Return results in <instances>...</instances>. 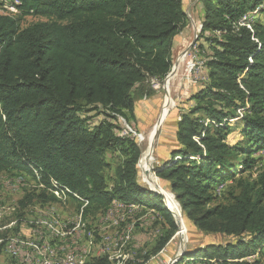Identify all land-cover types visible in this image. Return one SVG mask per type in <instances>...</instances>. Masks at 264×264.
I'll return each mask as SVG.
<instances>
[{
	"label": "trees",
	"instance_id": "obj_1",
	"mask_svg": "<svg viewBox=\"0 0 264 264\" xmlns=\"http://www.w3.org/2000/svg\"><path fill=\"white\" fill-rule=\"evenodd\" d=\"M20 1L18 15L0 14V174L35 168L44 181L52 177L88 199L85 217L103 214L114 200L149 209L156 239L143 256L147 260L178 228L163 197L140 186L141 150L110 119L133 120L135 92L147 91V80L162 83L171 72L172 42L187 22L182 1ZM199 1L204 12L198 38L206 46L197 48L206 55V84L191 95L194 105L176 123L170 158L153 170L184 217L202 234L222 240L186 251L174 264H260L264 21L256 15L252 30L236 23L260 7L258 14H264V0ZM27 15L46 20L20 27ZM92 111L105 118L91 124ZM229 119L238 121L241 135L231 144ZM109 153L119 156L110 185ZM25 194L21 207L35 196L53 199ZM252 254L257 256L244 259ZM86 264L111 262L91 257Z\"/></svg>",
	"mask_w": 264,
	"mask_h": 264
},
{
	"label": "rangeland",
	"instance_id": "obj_2",
	"mask_svg": "<svg viewBox=\"0 0 264 264\" xmlns=\"http://www.w3.org/2000/svg\"><path fill=\"white\" fill-rule=\"evenodd\" d=\"M182 7L184 8L187 14V22L183 27L182 31L175 36L172 42V67L174 64L178 63V70L175 74V78L170 82L169 85V95H170V108L164 118L158 122L160 124L157 126L155 139L152 145V152L148 161L147 170L144 169L142 165V157L137 164L138 171V181L142 188L152 189L156 188L163 192L165 206L170 208L172 203L174 204L173 192L168 189L167 185L162 184L160 179L155 175L153 170L156 166L162 164L165 160L170 158L172 150L177 146L175 143V132H176V123L179 121L180 116L184 112H188L190 106H193V101L190 100L192 94H194L200 88L206 84V77L203 81L198 82L196 80L195 72L190 71L189 65L190 62H196V67L199 66V61L206 58L205 53H200L198 46H201L203 43V38H198L199 35V26L202 14L204 12V7L202 1L199 0H181ZM257 19L261 22L264 21V14H257ZM46 18L37 17L32 15L25 16L21 21L19 26L25 27L29 24L37 23L44 21ZM195 35L197 36L196 39ZM194 40L193 44L189 47L190 42ZM187 50V51H186ZM198 65V66H197ZM170 75V74H169ZM168 75V76H169ZM167 76L163 79L162 83L152 84L150 80H147L145 84L148 85L145 89L147 91H136L134 95V105H133V120L126 121L125 119L116 116L114 119H109L113 122L119 124L124 132L126 130V125L128 124L134 131L133 133L129 132L127 136H130L134 139L141 154L144 151V148L147 144L146 140H142L145 132H148L158 120V117L162 111L164 100L168 94V90L165 89V83ZM152 84V85H151ZM88 115L92 116L90 123L94 124L105 118V114H100L98 112H89ZM157 122V123H158ZM238 121H234L232 125V132L229 134L227 140L228 142L234 143L236 140L241 138V135L238 132V124H235ZM156 123V124H157ZM125 125V126H124ZM127 132V131H126ZM135 132V133H134ZM125 134V133H124ZM118 154V153H117ZM117 154H107V161L111 164V168H106L105 172L107 175V183L111 184V176L113 171L112 167L117 163L119 156ZM261 153H255L254 156H258ZM264 157V152L261 154ZM13 173V172H12ZM10 172H4L0 174V181L4 176L10 175ZM227 188V187H226ZM228 189V188H227ZM227 189L221 194L219 200H222L227 193ZM29 190L26 188L23 191L18 192H9L3 190L0 186V199H3L4 204L9 207L17 202H20L25 197V192ZM178 203V202H177ZM182 212V211H181ZM16 215H21L19 212L14 213L6 217L7 223L11 219H15ZM101 213H91L87 218V224L91 225L94 228L98 224V218ZM154 220L153 212L149 209L134 211L133 213H126L124 216V221H120L117 224L109 221L106 222L107 225L106 232L114 233L118 229L125 228L128 225H132V239L128 244V249L130 251H141V250H152L155 244V237L153 234L152 223ZM114 221V220H113ZM181 230L178 228L177 233L170 239L167 245L161 250L160 253L152 255L150 254L149 258L145 260L142 258V262H137L136 264H174L175 261L181 257L186 251L196 248L198 246L203 247L209 242H219L222 238L208 234H202L197 230L192 223L186 219L182 213L181 215ZM16 229L11 230L13 233H23L25 227L22 224H17L14 226ZM246 235H243V237ZM260 264H264V255H259ZM257 257V258H258ZM11 259L9 255L5 254L2 245L0 246V264H8ZM130 264V263H128Z\"/></svg>",
	"mask_w": 264,
	"mask_h": 264
},
{
	"label": "built area",
	"instance_id": "obj_3",
	"mask_svg": "<svg viewBox=\"0 0 264 264\" xmlns=\"http://www.w3.org/2000/svg\"><path fill=\"white\" fill-rule=\"evenodd\" d=\"M20 4V0H0V14L16 16L20 13ZM261 9L262 7L245 13L236 23V27L245 26L252 30L250 24ZM205 60L206 58H203L199 61L198 67L196 62L188 63L190 71L195 72L198 82L206 77ZM152 84L158 82L153 81ZM238 115L242 116L240 110ZM125 125L123 135L133 133L134 130L128 124ZM29 170L28 173L4 176L0 181L1 188L9 192L23 191L27 188L28 192L36 195L43 193L44 196L53 199L45 200L44 197L35 196L23 207L19 202L9 207L0 199V245L11 259L8 264H86L91 257H106L111 264L142 262L146 254L144 249L139 252L128 249L132 239V225L109 233L105 231L107 228L105 224L109 221L114 224L122 222L126 213L141 211L143 208L131 202L125 204L114 200L105 212L99 215L98 224L92 228L87 224L85 217L88 199L61 185L52 177L44 181L42 175L31 166ZM221 188L220 184L216 189L219 192ZM16 212L21 215H16L15 219L7 223L6 217ZM19 223L24 225L25 231L10 232L16 229L14 226ZM256 256L257 254H252L244 259Z\"/></svg>",
	"mask_w": 264,
	"mask_h": 264
},
{
	"label": "bare ground",
	"instance_id": "obj_4",
	"mask_svg": "<svg viewBox=\"0 0 264 264\" xmlns=\"http://www.w3.org/2000/svg\"><path fill=\"white\" fill-rule=\"evenodd\" d=\"M178 63L177 64H174L173 67H172V72L170 73V75L167 77V80H166V83H165V89L168 90V94L166 95L165 97V100H164V104H163V107H162V111L158 117V121L162 120L164 118V116L167 114V112L169 111V108H170V105H171V102H170V95H169V85H170V82L175 78V74L177 72V68H178ZM156 122V123H157ZM154 124L150 129H148V132L144 134V136H142V140H146L147 141V144L144 148V151L142 152V165L144 167V169L147 170L148 168V161H149V158H150V155H151V152H152V145H153V142H154V139H155V135H156V128L157 126L160 124V122H158L157 124ZM173 199H174V204L172 203V206L170 205L168 209L172 210L175 215H176V218H177V221H178V224H179V229L180 231L181 230V225H180V222H181V215H182V210H180L179 208V205L177 204L176 202V199L175 197L173 196Z\"/></svg>",
	"mask_w": 264,
	"mask_h": 264
},
{
	"label": "water",
	"instance_id": "obj_5",
	"mask_svg": "<svg viewBox=\"0 0 264 264\" xmlns=\"http://www.w3.org/2000/svg\"><path fill=\"white\" fill-rule=\"evenodd\" d=\"M196 38H197V36L195 35V38H194V39H196ZM193 42H194V40H192V41L190 42L189 47L193 44ZM186 51H187V50H186ZM170 73H171V72H170ZM170 73H169V74H170ZM169 74H168V75H169ZM168 75H167V77H168ZM141 157H142V154L140 155L139 161H140ZM138 163H139V162H138ZM149 190H151V191H153V192H155V193L161 195V196L163 197V201H164V194H163L162 191H160V190H158V189H156V188H152V189H149ZM176 202H177V201H176ZM177 204H178V203H177ZM178 205H179V204H178ZM164 207H165L167 210L170 211V213H171L172 216L174 217L175 224H176V226H177V228H178V227H179V224H178V221H177V218H176L175 213H174L172 210L168 209V207L165 206V202H164ZM179 208H180V207H179Z\"/></svg>",
	"mask_w": 264,
	"mask_h": 264
},
{
	"label": "crops",
	"instance_id": "obj_6",
	"mask_svg": "<svg viewBox=\"0 0 264 264\" xmlns=\"http://www.w3.org/2000/svg\"><path fill=\"white\" fill-rule=\"evenodd\" d=\"M175 143H177V142L175 141Z\"/></svg>",
	"mask_w": 264,
	"mask_h": 264
}]
</instances>
